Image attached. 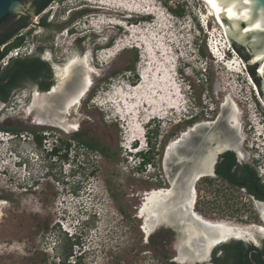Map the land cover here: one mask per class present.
<instances>
[{
    "label": "rangeland",
    "instance_id": "rangeland-1",
    "mask_svg": "<svg viewBox=\"0 0 264 264\" xmlns=\"http://www.w3.org/2000/svg\"><path fill=\"white\" fill-rule=\"evenodd\" d=\"M99 1L55 0L46 10L47 19L53 17V25L63 23L72 14L95 2L106 3V7L114 10H124L123 16L115 14L112 17L102 14L101 10L97 13L88 10L69 25L76 29L77 38L89 37L85 41L86 50H90L87 56L79 59L77 52V63L81 64H77V92L82 88L87 67L92 72H89L90 92L82 97L79 104L72 107L69 103L66 113H77L81 136L108 147L112 160L94 154L95 158L86 171V174L92 172L93 178H87L81 189L80 177L72 169L78 155L77 142L68 141V135L65 139L70 147L65 159L45 158L41 162H27L22 168L13 165L15 161L7 155V146L0 143V191L22 196L21 205L17 208L7 203L0 205V264H164V256L172 260L184 248L178 244L180 235L171 228L158 226L147 236L142 230L144 219L139 218L138 212L144 194L153 189L170 190L175 185L177 192H181L185 166L181 163L178 171L173 172L171 168L176 162L171 160V155L176 153V149L180 152L184 143L170 147L174 142H170L171 135L179 132L171 126L184 120L186 111L192 107H195L194 112L204 107L203 117L207 120L213 116L214 110L219 109L218 103L223 105L229 95L236 97L238 131L244 138V147L250 158L257 162L256 170L264 178V116L259 114L261 106L251 87L253 81L251 83L247 77L245 62L226 52L228 41L225 31L214 19L207 18L205 4L199 0H173L172 5L162 0ZM147 8L157 19L145 13ZM157 9L163 12L162 16L156 13ZM171 9L179 10L182 16L177 17L170 12ZM35 21L33 17L28 28L22 30V33L31 31L22 45L26 49L23 53H30L40 42L43 48L41 56L55 64L60 80L67 77L69 69L73 70L71 61L76 58L71 46V32L63 29L47 41L42 38L41 28L31 26ZM117 21H122L123 27L115 25ZM205 24L208 34L202 29ZM107 41L111 42L110 47L102 45ZM208 46L215 47L216 58L210 54ZM153 49L163 50V60L161 55L155 56ZM148 52L149 57L146 55ZM185 61L192 64L190 69H184ZM127 66L133 69L126 71ZM172 66L175 67L173 71ZM141 69L147 77L143 84L138 85ZM239 71L240 74L237 73ZM166 79H174V85L170 86L174 88L176 84L178 89L173 98L176 109L170 110L173 101L163 103L160 99L161 95L167 96L166 93H159L160 97H153L150 93L153 86L164 84ZM30 97L31 93L26 88L17 91L9 104L0 103V125L15 126L25 132L29 126ZM36 99L33 106L37 115L43 108ZM139 101L153 103L154 107H146L138 119ZM259 102L264 107V103ZM120 112L124 121L118 118ZM133 124L140 127L134 126L136 131L130 138L129 130ZM261 132L263 138L258 136ZM44 133L40 132L41 135ZM137 137L144 143L141 144L142 149L153 146L154 152L153 162L142 169L137 168V157L126 150L131 146L129 141L136 142ZM139 144L136 143L135 147ZM29 175L37 181L30 189ZM9 181L27 185L24 186L27 191L23 192V186L17 189V185H10ZM204 181L201 178L195 183L196 214L206 220L223 222L245 234H264L259 230V227L264 229L259 217L250 216L249 209L242 211L246 206L253 208L247 196L218 192L215 187L218 183L206 185ZM172 202L165 203L169 212L164 217H171L170 210L174 211ZM87 211L96 214L78 242H68L71 247L69 256L65 253L67 242L59 222L73 225L79 219H85ZM185 225L189 227V221ZM193 239L190 240L193 242Z\"/></svg>",
    "mask_w": 264,
    "mask_h": 264
},
{
    "label": "flooded vegetation",
    "instance_id": "flooded-vegetation-1",
    "mask_svg": "<svg viewBox=\"0 0 264 264\" xmlns=\"http://www.w3.org/2000/svg\"><path fill=\"white\" fill-rule=\"evenodd\" d=\"M46 9L39 15L40 17H46V20L51 23V27L42 29V38L49 41L59 31L58 27L53 25L54 23L51 21L53 17L49 20L47 19L48 11H46ZM32 17H30V19ZM67 19L65 21H67ZM69 25L65 29H67V32H71V46L76 54L75 61H77V52H79L80 55V57H78L79 59L84 58L87 56V53H89L90 50H86L85 46V41L89 37L77 38L76 29L69 27ZM108 44L109 41L104 42L102 45ZM39 47H41L40 42H38L37 47L30 51L28 56H38ZM95 50L96 48L93 49V52ZM39 55L41 60L48 66V72L45 74L44 79L45 89L40 91L34 84H29L27 86V89H29L31 93L30 99L32 104L29 109L31 112L28 111V116L30 118L28 120L29 126L24 131L35 136L39 135L43 139L48 137L49 139L56 140L58 146L56 148L57 153L54 157L61 158L62 160L65 159L66 135L69 136L68 141L77 142V175L80 177L79 187L81 188L85 186L87 178L88 180L93 178V173L89 172L86 174V171L93 157L95 158L94 154L98 153L103 159L111 161L112 156L110 154V149L105 145H100L96 142L84 139L79 131L80 125H77V113H66L67 104L75 95L77 96V64L80 63H75L73 65V70L69 69V74L64 80L62 87L57 88V85L60 83V77L57 75L55 64L49 59L41 56V53ZM38 97H42L44 101L42 105V115L39 116L45 121H43L42 124L36 123L35 121L36 114L33 105L35 104V98ZM218 105L219 109L213 111V116L211 115L210 119H204V107H201L200 110L196 112H194L195 107H192V109L186 111V114L183 116L184 120H181L180 123H174L171 126L174 131L179 130V132L177 133L175 131V133L171 135L170 142L175 141V139L183 135L184 132L188 134L187 139L181 142L184 144L180 152L176 149V153H172L171 155V160L176 162L171 169L173 172L178 171L179 165L182 163L185 166L182 172L185 178L188 175L202 172L200 179H204L206 185L218 183L219 185L215 186L218 192L242 193L249 198L253 205V208L246 206L242 211L247 212L249 209L248 214L250 216H258L259 222L264 224V190H260L257 185V181L264 184V178L261 177L256 170L257 162L250 158L249 152L245 149L244 138L241 132L238 131L239 128L236 127L230 119V110L228 107H223L221 103H218ZM41 130L45 132L44 135L40 134V132H42ZM80 141L91 143L94 148H89ZM160 143L159 141V145ZM132 148H134V146H132ZM150 154H154V152ZM255 171L256 176L253 174ZM167 173L169 174L168 170ZM12 183L17 185V189L18 186H23L21 188L23 192L27 191V188L24 187L27 185L9 181L10 185ZM81 189L79 190L81 191ZM21 197V195L16 193L8 195L5 194L4 191H0V205L7 203L8 206L17 208L21 205ZM188 221L190 223L189 226L192 227L190 220ZM187 229L192 233L189 227H187ZM174 232L176 233L175 230ZM191 233L186 237V243L187 245L189 244V249L193 250L189 242L190 237L193 238ZM240 244L243 245V250L239 249V247H241ZM208 255V260L202 264H264V234L246 233L240 237L230 236L228 239L217 243L210 250ZM175 257H177V254ZM173 259L169 261L175 263Z\"/></svg>",
    "mask_w": 264,
    "mask_h": 264
},
{
    "label": "bare ground",
    "instance_id": "bare-ground-1",
    "mask_svg": "<svg viewBox=\"0 0 264 264\" xmlns=\"http://www.w3.org/2000/svg\"><path fill=\"white\" fill-rule=\"evenodd\" d=\"M100 1H102V0H100ZM199 1L200 2H203L205 4L206 11L208 12V17L207 16L206 17L208 19L209 18L214 19L215 22H216V19H215V17H216L218 19V22H219L217 24L224 31H225L226 27H225L224 23L221 21L220 15H225L228 18H231V17L235 18V17H237V18H242V19H245V17L247 16V12L246 11H244L242 13H238L236 11V3H233L232 6L229 9H224V8H222L219 5L218 0H199ZM102 4L103 5L97 3L96 5L103 6V7H94V8H96L98 10H101L102 14H104L106 16H109V17H112L115 14H118L119 16H123L124 15V10H122V9H120V10H114V9H111V8L106 7V5H107L106 3H102ZM98 10H96V11H98ZM96 11H94L93 13H97ZM126 11H127V9H125V12ZM148 16H150V15H148ZM155 17H157V16H155ZM109 24H111V23L109 22ZM114 24L123 27L122 21H117ZM259 26H260V21H258L257 24L254 27H252V29L253 30L254 29L256 30V29L259 28ZM106 28H108V27H106ZM99 32L101 33L102 31H99ZM225 38H226V36H225ZM226 40H227V38H226ZM144 49H146L145 46H144ZM161 49H157V51H155L153 49L154 50L153 53L155 54V56H157V55L160 56L161 55L160 58H162V56H163L164 53H163V50H161ZM146 55L149 57L150 56L149 55V52L146 53ZM260 58L261 57L258 56L256 59H260ZM74 60L71 61V65L77 63V61H74ZM85 60L86 59H84V63H86ZM162 60H163V58H162ZM68 66H70V65H68ZM87 69H88V73H87V75L85 76V78L83 80L82 88L77 92V96L75 95V97L72 100H70V102H69V103L72 104V107L75 106L76 104H79L80 103L82 97H84L86 95L87 91L90 88V74H89V72L91 73L92 70L90 69V67L89 68L87 67ZM174 69H175V67L172 66V71ZM65 73H67V72H65ZM237 73L239 74L240 71L237 72ZM259 73L261 75H263V73H264V67L259 69ZM64 76H66V75H64ZM64 78H66V77H64ZM64 78L63 79L61 78L62 79V82L60 80V84H59L60 86L63 85ZM159 79H161V78H159ZM161 80H163V78ZM138 81L140 83V79ZM155 81L157 82V80H155ZM249 81H251V80H249ZM139 83H138V85L143 84L144 82H141L140 84ZM251 83H252V81H251ZM153 84H155V83H153ZM158 84H159V86L158 85L157 86H153L150 89L151 90L150 93L153 94V97L154 96L155 97L156 96L160 97L159 93H161V92L166 93L167 96H168V98L164 94V95H161L162 97L160 99L163 100V103L164 102L165 103H168L167 102L168 100L173 101V102H171L172 104L170 103L171 104L170 105V108H171L170 110H172V108L173 109H176V100L174 101L173 98H175V96L177 95L178 89L176 87V84H175V87L173 86L174 88H172V86H170V84L171 85H174V79L171 80V81L166 79V82L164 81V84H160V83H158ZM135 85L136 84H134L133 86H135ZM252 85H253V83H252ZM254 87L257 90V87L255 85H254ZM258 95H259V100L264 103V100L261 99L260 94H258ZM37 96H38V94H37ZM165 99H167V100H165ZM235 99H236V97H234L233 95H229V98H227L225 100V102L223 104V107H225V106L228 107V109L230 110V116H231L230 119L235 124V126L239 128L240 125H239V123H238V121L236 119V114L238 113V107H237V104L235 103ZM142 101H139L140 102L139 103V106H138V104H135V106L136 107L138 106L139 109H140L139 112H138V115H137L138 116V119L142 116L143 112H145L147 110L146 107H148V108L151 107L152 108V106H153V103H149V102L147 103V102H142ZM43 103H44V101H41V100H40V102L38 101V104H39L40 107H42ZM69 103L67 104V107L69 106ZM133 105H134V103H133ZM159 105H160V103H159ZM159 105H158V108L161 106V105L160 106ZM135 106H134V108H135ZM162 106H163V104H162ZM129 108H131V107H129ZM29 112H31V111H29ZM120 113H118V115H120L119 118H120V120H122L123 114L122 113L120 114ZM131 113H133V112H131ZM159 114H160V112H159ZM131 116H132V114H131ZM34 118H35V116H34ZM133 120H134V118L132 117L131 118V121H133ZM35 121H36V123L42 124V122L44 120L41 117H39L38 115H36ZM122 121H124V119ZM136 125H138V124H136ZM136 125L133 124V126L131 127V129L129 128L130 129L129 130V133L132 134V136H130V138L131 137L132 138L134 137L133 132H135L136 130H133V128H134V126L136 127ZM137 127H140V125H138ZM187 137H188V134H186V133L183 134L177 141L171 142L170 147H174V145L179 144V143L185 141V139H187ZM129 142H131V141H129ZM170 147H168V148H170ZM201 176H202V172L201 173L198 172V173H196L195 176H193V178L183 179L182 182L184 184H186L185 190L184 191L181 190L180 193L179 192L177 193L176 201H174L175 204H173V206L171 207V208H173L174 211L170 210V214H171V216H172L173 219L179 220L180 222H182L184 224L188 220H190V222L192 224V228H193V229H191L192 230V233H191L190 230L187 229V227H185V232H184L185 234H187V236H189V233H191L192 234V237L195 239V240L193 239L195 242L194 241L192 242L191 240L189 241L190 242V245L193 248V254L191 256H189V255L177 256L176 259H178V261L180 263L193 264V262L196 261V260L205 259L208 256L210 250L217 243H219V242H221L223 240L228 239L230 236L240 237L241 235H244L245 234L241 230L234 229V227L233 228L232 227H229L228 225L224 224L223 222H215V221L206 220V219L200 217L198 214L195 213V211H194V205H195V200H196L195 183L198 181V179H200L199 177H201ZM171 196L172 197L174 196L173 195V191L172 190H169V189H153L149 193H145L144 194L143 202H142V204H141V206L139 208L140 211L138 212V216L141 219H144L143 220V223H142V230H143V232L147 236L153 231V229L155 228V226L159 223V219H158V217L156 215V212L158 211L160 214H165V213L169 212V210L166 209L167 208V205L165 203L167 202V200ZM163 216H165V215H163ZM196 223L198 224V227L195 226ZM259 230L260 231H264V229L261 228V227H259ZM199 236H201V237H199ZM190 239H191V237H190ZM199 239H200V242H202V243H201L200 246L197 247L196 240L199 241ZM184 242H187L186 237H185V241Z\"/></svg>",
    "mask_w": 264,
    "mask_h": 264
},
{
    "label": "trees",
    "instance_id": "trees-1",
    "mask_svg": "<svg viewBox=\"0 0 264 264\" xmlns=\"http://www.w3.org/2000/svg\"><path fill=\"white\" fill-rule=\"evenodd\" d=\"M55 0H36L31 9L26 13V15L20 17L17 19L13 24H11L7 29H5L2 33H0V48L3 46L2 50L0 49V61L14 48H18L23 45L25 42V38L27 35L30 34V30H28L26 33H22V30L28 28L32 16H38L48 8V6L53 3ZM88 12V9H83L77 13L72 14L70 17H68L67 21L63 23H59L55 26L58 27V31H61L65 29L73 20L76 18H79L86 14ZM171 13L175 14L177 17H181L182 13L177 9H171ZM32 13V14H30ZM30 14V15H29ZM37 26L41 29H47L51 27V23L46 20V17H40L39 22ZM21 34V35H20ZM111 46V42L107 45V47ZM231 47L233 51L237 54V56L245 62L246 64V71L248 75L250 76L251 80L257 87L258 93L259 92V82L255 76L254 68L253 66L248 65L249 55L246 52L245 49H243L241 46H239L236 42L231 41ZM43 51L42 47L38 48V56L31 55V56H22L18 58L10 59L8 64L2 68L0 66V103L7 105L9 104L10 100L12 99L13 95L22 89H26L29 84L35 85L38 90L42 91L44 88V79L45 74L48 72V66L43 60L40 58V53ZM203 55V53L201 52ZM133 67L127 66L125 67L126 71H131ZM0 131L4 132H13V133H19L23 132L22 128H18L15 126H6V125H0ZM155 139L157 133H154ZM35 140L38 141V143L42 142V137L39 135H33ZM83 142L85 145H87L89 148H94V146L91 143H88L86 141H80ZM70 145L69 143H66V149H65V158L67 156V150L69 149ZM57 149H54L52 155H56ZM150 153H153V146H151V149L142 156L143 162L146 164H151L153 162V156L154 154L150 155ZM143 163V164H144ZM254 176H256V171L253 173ZM258 188L260 190H264V184L257 181ZM65 236V253L67 255H71V247L68 242L72 241L71 244H74L78 242L77 240L79 237H69L66 233H64ZM153 240L151 239L150 244H152ZM241 247H239L240 250H243V245L240 244ZM165 261L164 264H175L173 262H170L166 256H164Z\"/></svg>",
    "mask_w": 264,
    "mask_h": 264
},
{
    "label": "water",
    "instance_id": "water-1",
    "mask_svg": "<svg viewBox=\"0 0 264 264\" xmlns=\"http://www.w3.org/2000/svg\"><path fill=\"white\" fill-rule=\"evenodd\" d=\"M35 1L36 0H0V33L7 29L17 19L26 15ZM218 2L219 5L224 9H229L233 3H236V11L238 13H242L244 11L247 12L245 19L237 17L228 18L225 15H220V18L226 27L225 36L229 45H231V41H234L248 53V65L253 66L254 68L255 76L259 82L260 96L261 99L264 100V73L263 75L259 73V69L264 67V0H218ZM258 21H260L259 28L253 30L252 27H254ZM258 56L261 58L256 59ZM59 84L57 85V88H59ZM60 87H62V85ZM37 100L40 102V100L43 101V98L38 97ZM37 115L41 116V113H38ZM195 175L196 173L188 175L186 178H193ZM185 186L186 184L182 182L181 190L184 191ZM170 190L173 191L174 196H171L167 201L172 200V204H175L174 201H176L178 193L177 187L173 185ZM166 209L168 210V207ZM156 215L159 219V223L155 226L153 231L158 226H165L174 229L176 233L180 235L178 237V244L184 246L183 250H179L177 252V256L192 255L193 250H190L187 243L184 242L185 237H188L187 234L184 233L185 227H187V225L180 222L179 220L173 219L172 216L164 217V214H160L158 211L156 212ZM195 226L198 227V224L196 223ZM189 228L193 229L190 226ZM196 242L197 247L202 243L200 242V239L199 241L196 240ZM208 257L209 255L205 259L195 261L194 264H202L208 260ZM173 261L177 264H186L180 263L176 257H174Z\"/></svg>",
    "mask_w": 264,
    "mask_h": 264
},
{
    "label": "clouds",
    "instance_id": "clouds-1",
    "mask_svg": "<svg viewBox=\"0 0 264 264\" xmlns=\"http://www.w3.org/2000/svg\"><path fill=\"white\" fill-rule=\"evenodd\" d=\"M162 1L166 2L168 5H172V3H173V0H162ZM91 12H93V11H91ZM205 28H202L204 30V33L206 32ZM227 45L232 50V53H234V55L236 57H238L237 54L233 51L231 45H229V44H227ZM197 48L199 49V46H197ZM226 52L231 54L229 51H226ZM184 63H185L184 69L185 68L186 69L191 68L192 64H190L186 61ZM188 73L189 72L186 71V75H188ZM247 77L249 80H251L248 73H247ZM254 85L255 84H253V86ZM258 104L261 106L259 108V114L261 116H264V107L261 105V103L258 102ZM119 117H120V115H119ZM23 133H26V134L24 135ZM2 135H4V137H2ZM258 136L263 138L262 132ZM0 140H1L0 143L3 144L2 146H4V145L7 146V151H6L7 155L10 158L12 157L14 159L15 162L13 165L16 167H20V168L25 167L27 162H31V163L36 162V161L41 162L45 158H49V159L53 158L54 157L52 155L53 150L56 149L58 146L57 145L58 142L56 140L49 139L48 137H46L44 139L42 138V142L38 143V141L35 140L33 134L28 133V132L13 133V132L0 131ZM263 140H264V138H263ZM130 143H131V146L127 147L126 150H128V152L130 154L137 157V168L142 169V168H146L147 166H149V164H146L143 162V159L141 156V155L147 153L149 151V149H147V150L142 149L141 144H144V143L142 141H140L138 139V137L136 138V142H135V140H133ZM136 143H140L139 147H135ZM132 146H134V148H132ZM31 157H33V158H31ZM13 159H12V161H13ZM72 169L75 172H77V160H76V163L73 164ZM33 178H34L33 175L28 176L30 184L34 185V183H36L37 181H35ZM30 184H28L29 185L28 187L32 188V185H30ZM95 214L96 213L94 211H92V212L87 211L85 214L86 216H84L85 219H83V220L79 219L73 225H67L66 222H65V224H63L62 222H59V224L61 225L62 231H64L69 237H72V238L79 237L80 238L82 236V234L85 232L87 225L90 223V220L94 217Z\"/></svg>",
    "mask_w": 264,
    "mask_h": 264
},
{
    "label": "built area",
    "instance_id": "built-area-1",
    "mask_svg": "<svg viewBox=\"0 0 264 264\" xmlns=\"http://www.w3.org/2000/svg\"><path fill=\"white\" fill-rule=\"evenodd\" d=\"M48 11V10H46ZM37 21L34 22V25H31L32 27H36V25L38 24V19L40 18V15L39 16H36L35 17ZM26 30V29H25ZM22 34V32H21ZM20 34V35H21ZM3 46L0 48L2 50ZM26 50L24 47H18V48H14L12 49L1 61H0V66L2 68H4L8 62L10 61V59H13V58H18V57H22V56H27L29 55L30 53H23V51ZM252 89H253V93H254V96L257 100V102H259V97H258V91L255 89V87L252 85L251 86ZM260 103V102H259Z\"/></svg>",
    "mask_w": 264,
    "mask_h": 264
}]
</instances>
